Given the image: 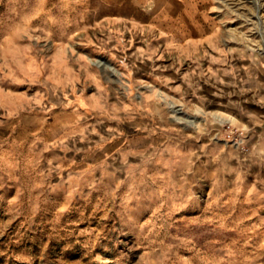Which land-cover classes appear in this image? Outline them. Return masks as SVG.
Masks as SVG:
<instances>
[{"label": "rangeland", "instance_id": "obj_1", "mask_svg": "<svg viewBox=\"0 0 264 264\" xmlns=\"http://www.w3.org/2000/svg\"><path fill=\"white\" fill-rule=\"evenodd\" d=\"M0 264H264V0H0Z\"/></svg>", "mask_w": 264, "mask_h": 264}]
</instances>
